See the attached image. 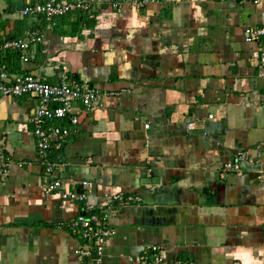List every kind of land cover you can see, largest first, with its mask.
<instances>
[{
    "label": "crops",
    "instance_id": "0c3cea01",
    "mask_svg": "<svg viewBox=\"0 0 264 264\" xmlns=\"http://www.w3.org/2000/svg\"><path fill=\"white\" fill-rule=\"evenodd\" d=\"M44 1L0 0V44L43 35L27 62L1 49L0 66L49 82L65 70L99 92L78 133L49 154L67 187L89 183V204L104 207L118 193L136 198L107 219L114 236L98 264H141L152 245L168 262L264 264V174L257 165L223 169L238 151L264 156L256 65L264 37L244 40L247 27H264V1L155 0L139 9L106 0L93 15L76 12L54 25L21 15ZM35 106L32 97L0 95L9 156L0 179V264H97L77 256L85 243L69 230L81 205L44 192Z\"/></svg>",
    "mask_w": 264,
    "mask_h": 264
},
{
    "label": "built area",
    "instance_id": "2783aa9c",
    "mask_svg": "<svg viewBox=\"0 0 264 264\" xmlns=\"http://www.w3.org/2000/svg\"><path fill=\"white\" fill-rule=\"evenodd\" d=\"M106 0H45L36 5L27 4L22 16H41L49 25L69 14L81 12L93 15L95 9L101 10ZM135 8H143L155 0H128ZM257 4L264 0H251ZM109 2V1H108ZM123 1L111 0L110 7H120ZM245 42H260L264 37V27H247ZM43 40L39 30L29 32L23 37L6 40L0 44V50L19 53L22 62H27L29 54ZM259 75L264 77V48H259L257 55ZM0 95L3 98L32 97L36 106L31 118L33 135L36 141L37 156L44 166L46 178L43 188L45 193H56L61 199L81 205L77 216L71 220L69 230L85 243V248L78 250L77 256L87 257L99 263L105 247L114 236V230L108 225L107 219L113 215L116 206L136 200L122 193L106 197L104 207H96L87 201L89 183L82 181L81 189L69 188L54 174V165L49 159L52 149H60L66 138L78 133L77 125L81 114L90 113L99 106V92L89 80L69 75L63 70L56 82H49L32 74H11L4 65L0 66ZM67 120L68 124L59 123ZM195 123L187 124L189 129ZM9 156L0 138V179L7 176ZM257 165V176L264 174V156L257 152L255 157L248 150L236 152L232 159L223 164L226 172H241L242 165ZM141 264H181L168 262L164 249L152 245L147 248L141 258ZM233 264H241L234 262Z\"/></svg>",
    "mask_w": 264,
    "mask_h": 264
},
{
    "label": "trees",
    "instance_id": "16d2710c",
    "mask_svg": "<svg viewBox=\"0 0 264 264\" xmlns=\"http://www.w3.org/2000/svg\"><path fill=\"white\" fill-rule=\"evenodd\" d=\"M80 13V12H79Z\"/></svg>",
    "mask_w": 264,
    "mask_h": 264
}]
</instances>
